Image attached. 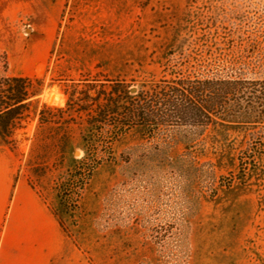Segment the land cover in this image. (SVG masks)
<instances>
[{"label": "rangeland", "instance_id": "rangeland-1", "mask_svg": "<svg viewBox=\"0 0 264 264\" xmlns=\"http://www.w3.org/2000/svg\"><path fill=\"white\" fill-rule=\"evenodd\" d=\"M32 9L17 8L15 23L25 51L48 27L52 45L38 42L29 61L51 45L37 76L44 94L61 97H41L52 108L66 105L62 80L85 75L151 84L213 67L264 79V0H34ZM21 66L20 54H0V77L35 75ZM40 107L14 133L24 174L91 264H264V128L74 126L61 153L65 130L40 127Z\"/></svg>", "mask_w": 264, "mask_h": 264}, {"label": "trees", "instance_id": "trees-1", "mask_svg": "<svg viewBox=\"0 0 264 264\" xmlns=\"http://www.w3.org/2000/svg\"><path fill=\"white\" fill-rule=\"evenodd\" d=\"M64 107L43 105L40 127L65 130L57 145L64 153L74 126L154 128H264V79L234 70L197 69L151 84L136 78L85 75L64 79ZM39 77H0V137L11 147L14 133L31 117L34 98L44 90ZM69 129V131H67Z\"/></svg>", "mask_w": 264, "mask_h": 264}, {"label": "crops", "instance_id": "crops-1", "mask_svg": "<svg viewBox=\"0 0 264 264\" xmlns=\"http://www.w3.org/2000/svg\"><path fill=\"white\" fill-rule=\"evenodd\" d=\"M33 1L0 0V54L7 51L10 58L20 54L21 69L35 74L9 76L38 77L52 45L48 27L44 25L39 28L41 38L30 42L27 51L24 49L22 31L15 23L16 13L18 8L22 15H31ZM49 41L51 45L44 48L42 59L33 66L29 59L36 44ZM43 94L34 98V103L41 106L36 111L38 119L43 105L52 104L41 100ZM14 139L16 150L0 137V264H91L62 226V214L56 204L24 174V154L17 134Z\"/></svg>", "mask_w": 264, "mask_h": 264}, {"label": "bare ground", "instance_id": "bare-ground-1", "mask_svg": "<svg viewBox=\"0 0 264 264\" xmlns=\"http://www.w3.org/2000/svg\"><path fill=\"white\" fill-rule=\"evenodd\" d=\"M42 96H45L47 100L51 101L53 104H60L61 102V97L58 94H56L53 97L51 95H46V94H43Z\"/></svg>", "mask_w": 264, "mask_h": 264}]
</instances>
